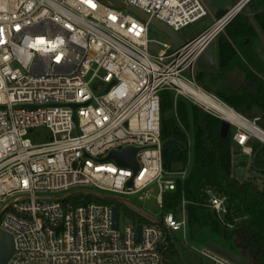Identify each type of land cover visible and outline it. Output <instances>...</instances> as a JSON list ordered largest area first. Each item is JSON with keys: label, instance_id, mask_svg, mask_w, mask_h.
Wrapping results in <instances>:
<instances>
[{"label": "built area", "instance_id": "1", "mask_svg": "<svg viewBox=\"0 0 264 264\" xmlns=\"http://www.w3.org/2000/svg\"><path fill=\"white\" fill-rule=\"evenodd\" d=\"M118 1L174 33L211 14L203 0H0V230L14 240L8 264H165L167 247L161 251L159 244L189 231L186 201L155 225L122 204L60 199L79 190L129 201L139 196L154 199L163 214L164 196L189 177L190 163L165 169L161 93L172 92L175 107L184 97L218 117L184 92L182 84L202 89L186 70L252 0L231 5L180 50L163 44L157 56L150 21L112 7ZM238 115L262 132L259 138L229 122L240 155L252 159L250 144H264V130L259 119ZM175 119L180 124L176 112ZM41 128L52 141L34 145L29 132ZM128 148L137 150V170L106 161ZM207 196L203 207L233 229L225 223L227 199L213 190ZM121 206L131 215L123 227ZM194 251L209 264H232L208 249Z\"/></svg>", "mask_w": 264, "mask_h": 264}, {"label": "trees", "instance_id": "2", "mask_svg": "<svg viewBox=\"0 0 264 264\" xmlns=\"http://www.w3.org/2000/svg\"><path fill=\"white\" fill-rule=\"evenodd\" d=\"M264 0H252L247 14H258L254 20L237 16L225 29L226 37L221 34L217 69L214 72H199L196 83L208 94L215 96L238 114L249 120L254 108L263 111L257 122L264 130V81L257 65L255 51L258 49L261 35L264 36ZM224 12L216 14L219 19ZM256 23L258 30L254 26ZM238 51L251 68L246 66L238 55ZM178 114L180 124L175 119ZM161 117L163 141L175 140L187 146L185 130L193 123L194 145L193 160L189 177L178 182L177 190L164 196V211L177 213L182 201L188 203V229L193 236H198L205 225L201 224L198 210H204L205 201L209 200L208 190L227 199L228 230L218 218L210 217L212 229L222 237L232 239L244 249L246 258L252 264H264V184L260 188L255 181L241 182L233 177V133L227 139L221 136V120L203 111L198 106L179 101L175 107V96L172 92L161 93ZM253 156L257 155L256 169L264 175V149L261 144L251 142ZM189 163V150L172 146L164 150V165L167 171L182 170ZM75 206L89 203L118 205L117 202L101 199L94 195L75 194L72 197ZM69 198V202H70ZM134 218L143 223H151L138 214ZM246 218L245 224H235V220ZM162 221V220H161ZM182 246L176 240H170L168 247L162 251L165 264H204L202 259L191 253L181 255Z\"/></svg>", "mask_w": 264, "mask_h": 264}, {"label": "water", "instance_id": "3", "mask_svg": "<svg viewBox=\"0 0 264 264\" xmlns=\"http://www.w3.org/2000/svg\"><path fill=\"white\" fill-rule=\"evenodd\" d=\"M238 2L239 0H205V3L207 4L208 8L215 15L219 12H224V13L228 12L229 9L231 8V5H236L238 4ZM112 7L118 10H122V11L126 10L144 22L150 21L148 16H146L145 14H142L141 12H139L138 10L132 7H125L121 1L114 2L112 4ZM262 13H264V10L259 12V14H262ZM240 15L250 20H254L258 16V14H247L245 12H241ZM150 24L152 27L166 34L170 38L172 43L174 44L175 49L177 50L182 49L183 44L177 38L176 33H174L166 26L154 20L150 21ZM216 69L217 67H216V59H215V43L213 42L209 45V47L205 50V52L199 57L195 65L190 66L186 70V73L188 74V76L192 77L196 81L199 72H214L216 71ZM73 109H76V106H73ZM252 115L257 119H260L263 116V111L260 110L259 108H254ZM217 118L221 120V136L223 139H227L231 132V124L228 121L223 120L220 117H217ZM74 121L77 122V119L74 118ZM172 146H177L182 150H186V146L184 144L178 141H175V140L166 141L164 144V149H167ZM263 149H264V144H261L260 151H262ZM136 153H137V150L128 148L121 153H117V152L111 153L106 161L113 160L121 167H127V168L137 170L138 165H137L136 158H135ZM239 155H240V147L236 143H233L232 156L236 157ZM257 155L258 154H255L252 157L251 166L257 173L262 174V172L256 169ZM247 166L248 164L245 162H234L233 163L234 168H246ZM75 194H84L86 196L94 195L101 199L112 200L114 202H117L118 204H122L124 206L129 207L136 214L146 219L147 221L151 222L152 224L160 225V221L156 217L150 215L147 211L138 208L137 206L132 204L129 200H126V199H123L117 196L104 195L102 193L95 192V191L79 190V191H75V192H71L67 194L66 196L62 197L60 200H66ZM1 215L2 213L0 214V217ZM118 227H119V210L117 207H115L114 208V228L117 230ZM140 233H141V230H140V227H138L137 228V241L138 242L140 241ZM165 247H168L167 241H164L162 244H159L158 249L162 251ZM237 248L240 250L239 253H235L231 250H228L223 245L217 244L215 242H208L206 244V249L223 257L224 259L228 260L232 264H252L245 257L246 253L244 249L239 247V245H237ZM13 253H14L13 237L5 233L4 231L0 230V264H8L11 257L13 256Z\"/></svg>", "mask_w": 264, "mask_h": 264}, {"label": "rangeland", "instance_id": "4", "mask_svg": "<svg viewBox=\"0 0 264 264\" xmlns=\"http://www.w3.org/2000/svg\"><path fill=\"white\" fill-rule=\"evenodd\" d=\"M205 2V0H203ZM248 7L244 10V12H247ZM218 20L216 18V15L211 12V14L194 23L189 25L188 27L180 30L179 32L176 33L177 38L179 41L184 45L193 39H195L199 34L207 30L211 25H213L214 21ZM254 26L257 28V25L255 22ZM259 31V30H258ZM149 38L152 41V44L150 45L151 53L155 56H157L160 51L163 49L162 45L163 44H168L171 46L172 49H175L174 44L170 40V38L164 34L163 32L157 30L154 27L150 28L149 31ZM186 77H189L188 74H185ZM181 102H185L188 105H194L192 101H190L187 98L182 97ZM195 106V105H194ZM232 133L235 132V129L232 128L231 130ZM189 165H190V170H191V165H192V160H193V145H194V132H193V123L192 121L190 122L189 130ZM52 134L50 133L49 130L45 128L41 129H36L32 130L29 132L28 139L34 144V145H43L46 143H49L52 141ZM234 162H245L248 164L246 168H234L232 169V174L233 177L236 178L237 180L241 182H247V181H255L258 186L261 188L264 184V175L257 173L251 166V158L248 156H245L243 154L233 157ZM73 198H70V203ZM130 201L132 204L137 206L140 209H143L145 211H148V213L154 217L161 218L162 215L159 210L156 209V202L154 199L152 200H141L139 196H134L130 198ZM121 226L123 227L124 220L126 215H130L128 210H125L121 206ZM127 212V213H126ZM178 217H180V214H177ZM182 215V213H181ZM197 215L200 219L201 224L205 225L203 231L198 235V236H193L190 231H188L185 235L183 231L177 233L175 235V240L179 245L182 246V249H180L181 255H185L186 253H191L193 256L201 259L199 255L194 251H203L206 249V244L208 242H215L217 244L223 245L226 249L231 250L235 253H239V249L237 248V245L232 239H225L222 237L220 234L216 233L212 227L210 226L209 219L210 217H214V213L208 209L204 208V210H198ZM131 216V215H130ZM134 217V215L132 214ZM249 220L243 218L242 220L240 219L239 224H245ZM228 230H232V228L228 227ZM204 261V260H203ZM204 264H209L208 262L204 261Z\"/></svg>", "mask_w": 264, "mask_h": 264}, {"label": "bare ground", "instance_id": "5", "mask_svg": "<svg viewBox=\"0 0 264 264\" xmlns=\"http://www.w3.org/2000/svg\"><path fill=\"white\" fill-rule=\"evenodd\" d=\"M184 92L187 93L194 101L201 104L206 110L217 115L218 117L226 120L230 123L240 125L248 130L251 134L256 137H263L262 132L254 125L242 120L238 113L234 110L228 108L223 103L217 101L208 93L204 92L202 89H194L186 84H182Z\"/></svg>", "mask_w": 264, "mask_h": 264}, {"label": "crops", "instance_id": "6", "mask_svg": "<svg viewBox=\"0 0 264 264\" xmlns=\"http://www.w3.org/2000/svg\"><path fill=\"white\" fill-rule=\"evenodd\" d=\"M224 37H226L225 32L223 33ZM215 59H216V67L218 63V54H219V45H220V40L217 38L215 40ZM238 55L241 57L242 61L246 66L251 68L249 64L246 62V60L242 57L241 53L238 51ZM255 55L257 56V65L259 66L260 73H257V76L264 81V36L261 35L260 37V43L258 45V49L255 51ZM234 163V159H233Z\"/></svg>", "mask_w": 264, "mask_h": 264}, {"label": "snow or ice", "instance_id": "7", "mask_svg": "<svg viewBox=\"0 0 264 264\" xmlns=\"http://www.w3.org/2000/svg\"><path fill=\"white\" fill-rule=\"evenodd\" d=\"M0 33H2V29H0ZM39 43H43V41H39ZM59 59V57H57Z\"/></svg>", "mask_w": 264, "mask_h": 264}]
</instances>
